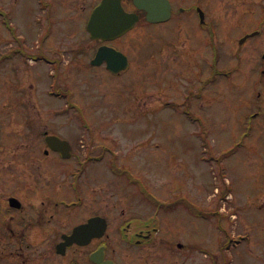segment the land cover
Returning <instances> with one entry per match:
<instances>
[{
	"label": "flooded vegetation",
	"instance_id": "obj_1",
	"mask_svg": "<svg viewBox=\"0 0 264 264\" xmlns=\"http://www.w3.org/2000/svg\"><path fill=\"white\" fill-rule=\"evenodd\" d=\"M101 2L0 0V264H168L166 252L176 246L166 241V228L159 219L154 222L151 199L137 184L136 179H141L133 176L129 164L119 163L118 138L83 125L86 110L77 94L58 85L64 71L101 68L122 79L140 68L135 62L143 56L156 66L139 75L169 70L162 76L166 82L162 95L141 91L138 97L135 89L131 91L139 99L132 101L131 108L137 117L141 112L136 111V103L145 100L150 108H167L195 122L200 118L190 103H201L204 109L203 103L213 102L215 93L221 99L230 95L228 108L235 114L241 110L235 123L242 132V147L262 152L264 177V0H166L167 7L163 4L155 12L170 14L158 23L148 22L147 11L133 0H120L124 12L137 16V23L111 40L91 39L87 24ZM26 19L32 23L31 38L24 30ZM76 22L84 23L92 53L62 43L61 37H71V32L55 31L56 24H69V29ZM189 22L199 31L198 44H193ZM169 23L176 31L154 52L144 53L137 39L128 43L139 28ZM246 27L250 29L234 36V30ZM100 47L124 54L127 68L113 74L105 62L92 65ZM15 57L18 63L13 62ZM39 64L53 73L52 85L62 92L49 95L47 101L61 100L74 110L61 111L58 103L50 107L52 111L40 110L39 72L28 68ZM200 67L197 78L185 83L190 89L182 106L185 78ZM218 76L227 81L226 88L215 84ZM237 77L240 80L235 81ZM158 102L162 106H154ZM10 103L16 111H9ZM64 114L72 115L67 126L58 120ZM11 119L20 125L13 126ZM156 141L154 146L159 144ZM113 164L126 173L116 174Z\"/></svg>",
	"mask_w": 264,
	"mask_h": 264
},
{
	"label": "rangeland",
	"instance_id": "obj_2",
	"mask_svg": "<svg viewBox=\"0 0 264 264\" xmlns=\"http://www.w3.org/2000/svg\"><path fill=\"white\" fill-rule=\"evenodd\" d=\"M83 24L76 22L68 29L69 24L59 23L55 25V31H63L62 34L71 32V37L65 34L61 37L62 43L67 41L70 47H84L92 53L94 47L84 37ZM170 24L148 26L147 30L139 28L131 34L132 39L128 43L137 39L144 53L154 52L167 42L170 33L176 31ZM31 25L30 19L24 21V30L29 38L33 36ZM188 25L193 33V44H198L195 33L199 31L192 23ZM246 29L250 27L234 30V36L237 38ZM152 34H155L153 42L150 39ZM223 53L221 50V55ZM14 59H17L14 63L20 60L18 57ZM146 59L143 56L136 61V66L141 65L140 68L127 72L122 79L101 68H78L64 71L58 85L72 88L77 94V100L86 110L89 126L118 138L116 146L120 152L116 151L119 156L121 153L119 163L129 164L126 166L132 167L136 178L143 180L163 202H168L165 206L168 211L152 203V216H157L166 228V241L182 245L179 250L174 248L166 252L168 264H264V177L263 164L259 161L263 154L236 147L241 130L235 119L241 116V110L235 114L227 105V100L229 102L233 98L228 99L229 95L227 99H221L219 93H215L213 102L203 103L204 109L200 108L201 103L189 104L200 118L194 123L169 113L167 108H164L167 111L154 108L155 111L145 100L136 103V111L141 112L137 117L131 112L132 101L136 99V94L133 98L131 91L135 89L138 97L141 91L160 96L164 92L162 86L166 84L162 76L169 72L161 69L139 75L156 66ZM28 68L29 71L34 69L39 72L40 110L52 111L50 107L57 105L58 101H47L50 93L54 92V86H50V70L42 64ZM200 70L203 67L190 71V77L185 78L184 95L179 98L182 106L187 104L185 92L190 89L185 83L196 79ZM11 73L10 79L13 78ZM237 80L240 77L235 78ZM215 84L226 88L227 81L218 76ZM191 98L197 99L195 95ZM162 103H155L154 106H162ZM9 106L10 112L16 111L12 103ZM57 106L66 110L61 100ZM62 116L58 120L67 126L72 115ZM11 121L13 126L20 125L14 119ZM155 140L159 144L154 146ZM232 149H235L233 153H227ZM104 175H109V166L104 167ZM133 188L137 191L136 187ZM181 200L196 204L203 213L201 217L190 214ZM170 203H173L172 206ZM170 206L176 207L170 209ZM206 214L211 217H206Z\"/></svg>",
	"mask_w": 264,
	"mask_h": 264
},
{
	"label": "water",
	"instance_id": "obj_3",
	"mask_svg": "<svg viewBox=\"0 0 264 264\" xmlns=\"http://www.w3.org/2000/svg\"><path fill=\"white\" fill-rule=\"evenodd\" d=\"M135 5L148 11L147 19L152 22L163 21L169 16L165 12H155L163 4L167 7L166 0H133ZM137 21L133 14L123 11L119 0H102L101 4L93 11L87 30L92 39H113L129 30ZM107 59L108 69L118 72L127 66L126 58L112 48L100 47L92 60V64L99 65Z\"/></svg>",
	"mask_w": 264,
	"mask_h": 264
}]
</instances>
